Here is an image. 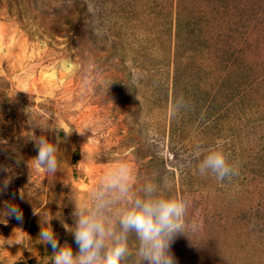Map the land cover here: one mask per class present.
Listing matches in <instances>:
<instances>
[{
  "label": "rangeland",
  "instance_id": "rangeland-1",
  "mask_svg": "<svg viewBox=\"0 0 264 264\" xmlns=\"http://www.w3.org/2000/svg\"><path fill=\"white\" fill-rule=\"evenodd\" d=\"M178 94L190 107L174 117ZM54 123L73 130L52 178L32 158ZM219 144L232 180L182 166ZM122 159L190 198L177 264H264V0H0V210L23 212L0 211V264H51L49 219L75 254L74 201Z\"/></svg>",
  "mask_w": 264,
  "mask_h": 264
},
{
  "label": "clouds",
  "instance_id": "clouds-1",
  "mask_svg": "<svg viewBox=\"0 0 264 264\" xmlns=\"http://www.w3.org/2000/svg\"><path fill=\"white\" fill-rule=\"evenodd\" d=\"M190 101L183 94L173 97L171 114L175 117L188 110ZM55 135V142L46 136L35 137L37 155L32 158L45 176L52 178L58 171L66 170L67 161L60 148L59 135L63 130L69 135L72 127L54 124L47 127ZM186 168H194L201 176H212L219 182L230 181L239 175V164L229 158L222 144L201 148L182 162ZM10 171V170H6ZM11 176L0 180V193L7 190ZM23 199V195L21 196ZM191 200L188 196L167 194L161 182L138 179L131 161L120 160L110 167L93 186L87 199L74 201L75 223L69 228L78 245L74 254L70 244H60L57 235L46 221L36 238L40 244L52 248L51 264H177L171 244L177 234H185ZM0 211L5 217L23 219V212L14 202H5ZM196 224L190 228L196 231ZM135 238V248L130 244Z\"/></svg>",
  "mask_w": 264,
  "mask_h": 264
},
{
  "label": "trees",
  "instance_id": "trees-1",
  "mask_svg": "<svg viewBox=\"0 0 264 264\" xmlns=\"http://www.w3.org/2000/svg\"><path fill=\"white\" fill-rule=\"evenodd\" d=\"M76 8H78V11H79V12H78V15H79V16L82 14V13H81L82 11H85V12L90 11V9H88L86 6H85V7L83 6V8H81V7H77V6H76ZM92 11H93V10H92ZM84 16H85V15H84ZM99 35H100V34H99ZM103 39H104V38H103ZM178 88H179V87H178V84H177V80H175V81H174V94L177 92ZM186 91H187V93H188V92H189V93L191 92L190 89H188V88H187V90H185V92H186Z\"/></svg>",
  "mask_w": 264,
  "mask_h": 264
}]
</instances>
